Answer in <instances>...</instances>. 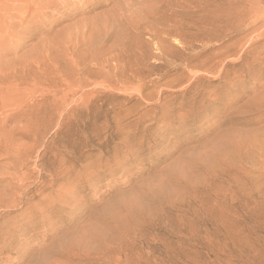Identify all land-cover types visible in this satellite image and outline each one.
Here are the masks:
<instances>
[{"label": "rangeland", "instance_id": "1", "mask_svg": "<svg viewBox=\"0 0 264 264\" xmlns=\"http://www.w3.org/2000/svg\"><path fill=\"white\" fill-rule=\"evenodd\" d=\"M0 264H264V0H0Z\"/></svg>", "mask_w": 264, "mask_h": 264}]
</instances>
